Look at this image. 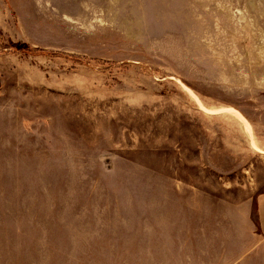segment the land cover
I'll return each mask as SVG.
<instances>
[{"label":"rangeland","instance_id":"374dc122","mask_svg":"<svg viewBox=\"0 0 264 264\" xmlns=\"http://www.w3.org/2000/svg\"><path fill=\"white\" fill-rule=\"evenodd\" d=\"M262 193L264 0H0V264H251Z\"/></svg>","mask_w":264,"mask_h":264},{"label":"crops","instance_id":"0c3cea01","mask_svg":"<svg viewBox=\"0 0 264 264\" xmlns=\"http://www.w3.org/2000/svg\"><path fill=\"white\" fill-rule=\"evenodd\" d=\"M257 210L259 235L263 242L258 244L254 252L253 249L250 250V262L251 264H264V193L257 196Z\"/></svg>","mask_w":264,"mask_h":264},{"label":"bare ground","instance_id":"6f19581e","mask_svg":"<svg viewBox=\"0 0 264 264\" xmlns=\"http://www.w3.org/2000/svg\"><path fill=\"white\" fill-rule=\"evenodd\" d=\"M190 93L199 103H201L200 99L193 92H190ZM217 112H221V113L222 112H227V113L233 114L237 119H239L241 121V124L242 123L244 124L247 132L252 137L253 144L256 143L254 138H253V133H252L253 128H252L250 122L248 121V119L237 108H235L233 106H225V107L217 108Z\"/></svg>","mask_w":264,"mask_h":264}]
</instances>
